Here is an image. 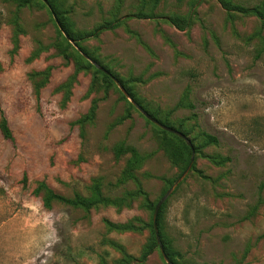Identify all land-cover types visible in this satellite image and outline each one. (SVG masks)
I'll list each match as a JSON object with an SVG mask.
<instances>
[{
  "label": "rangeland",
  "instance_id": "rangeland-1",
  "mask_svg": "<svg viewBox=\"0 0 264 264\" xmlns=\"http://www.w3.org/2000/svg\"><path fill=\"white\" fill-rule=\"evenodd\" d=\"M44 4L0 0V103L15 139L0 132V264H168L159 246L141 261L153 240L144 194L156 206L191 150L84 54L195 147L163 214L177 262L264 264V23L219 0H65L79 38L119 24L72 43ZM140 12L156 17L125 19ZM121 144L135 153L118 157ZM42 181L70 199L98 187L114 203L47 208Z\"/></svg>",
  "mask_w": 264,
  "mask_h": 264
},
{
  "label": "trees",
  "instance_id": "trees-1",
  "mask_svg": "<svg viewBox=\"0 0 264 264\" xmlns=\"http://www.w3.org/2000/svg\"><path fill=\"white\" fill-rule=\"evenodd\" d=\"M16 1H19L21 6H25V5H29L30 3H32L33 0H16ZM46 1L48 2V5H49L48 7L50 8L51 13L52 14L54 13L56 15V17L58 19V22H59V24H60V26L62 28V31L65 32L73 41H76V42L79 39H85L87 37H98L104 31L113 30V29L117 28L118 25H119L117 23L107 22V23L99 25L94 30H92L91 32H88L84 36L80 35V38H79V36L76 34L75 30H73V28H72V26L70 24V20H69L68 16L66 15V13L68 11H67V8H66L65 0H46ZM160 1L161 0H155V5H158ZM177 1L181 2L182 0H177ZM219 1H220L221 5L223 6V8L231 16H233L235 14L253 15V16L259 18L262 21V23H264V0L261 2L260 5H258L256 7H252V8H246V7H243V6H239V5L233 4L229 0H219ZM148 17L154 18V17H156V15L155 14H146L144 12H140L137 15H128V16L125 17V19L148 18ZM167 21H170L171 23H173L176 27H178L180 29L181 28L183 29L184 28V23H186V19H184V18L182 19V18H171V17H168ZM187 23H189V18L187 19ZM82 50L84 51V53L88 54L87 50H85L83 48H82ZM85 61L88 63V65L90 67H93L87 60H85ZM95 61L99 64V62L97 60H95ZM94 68H95L97 73H99V74H101L103 76V78L106 80V82L114 81L113 78H112V76H114V75L109 70H107L106 68L105 69L112 76H110V75L104 73L103 71L99 70L98 68H96V66ZM125 88H126L127 92L129 93L130 97L137 102V99L134 96V94L131 92V90L129 88H127V87H125ZM0 112H1L0 132H1L2 136L5 139L14 142L15 141L14 135H13V132L11 130L10 124L8 122V119H7L4 111L2 110L1 103H0ZM90 114L92 115V117L94 116V114H95V106H93L91 108ZM150 115L153 118H155L152 114H150ZM156 120H158V119H156ZM159 122H161V121H159ZM162 124H164V123H162ZM164 125H166L168 127H171V126H169L167 124H164ZM160 132H162L164 134H169V132H167L165 130H162V129L160 130ZM170 135H172V134H170ZM172 136L175 137V138H178L183 143L184 147L187 150H189V146L186 144V142L182 138L177 137L175 135H172ZM205 137H206V142L207 143H217L218 142L217 138L212 136V135H210V134H206ZM129 152H131L133 154V153H135V149L127 147L124 144H121V145H119L116 148V155L118 157H121V156H123V155H125V154H127ZM139 161H140V159L136 160V162H139ZM132 167H133V163H132ZM130 176L132 177V173L128 172V177H130ZM24 180H25V182L27 181V174L25 175ZM94 190H95V196L90 198V199L89 198L88 199L87 198H81L79 194H77L75 198L70 199V198H66L64 196H61V195L55 193L44 181L39 182L38 183V187L36 189L37 192H41V191L45 192L44 205L47 208H51L52 207V202L53 201H59V202H62V203H65V204H68V205H71V206H74V207H82V208H85L87 210H90V209H92V208H94V207H96L97 205H100V204H112V203H114L113 200H110L109 198H106L105 196H103V194L101 193V191H100V189L98 187H95ZM144 196H145L146 206L150 210L155 211V207L156 206L149 200V198L147 197L146 194H144ZM165 208H166V203H164V205L160 209V212H159V215H158V220H157L158 230H159V234H160V237L162 239V242H163V245H164V248H165V252H166L167 256L169 257L170 261L173 264H179L177 262V260L175 259V255H178V254H176L177 252H174L167 245V242H166L165 237H164V233H163V214H164ZM152 228H153V240L146 246V248H145V250L143 252L141 261H146L153 254L154 250L158 247L156 234H155V230H154V225L152 226Z\"/></svg>",
  "mask_w": 264,
  "mask_h": 264
},
{
  "label": "water",
  "instance_id": "water-1",
  "mask_svg": "<svg viewBox=\"0 0 264 264\" xmlns=\"http://www.w3.org/2000/svg\"><path fill=\"white\" fill-rule=\"evenodd\" d=\"M44 3L48 5V2L46 0H43ZM53 16L56 20V22L58 23L60 29L62 30L58 19L56 17V15L53 13ZM66 38L74 43V41L64 32ZM84 56L94 65L96 66V68H98L99 70L103 71L104 73L112 76L105 68H103L100 64H98L96 61L92 60L89 56L85 55ZM114 82L120 87V89L123 91V93L131 100L132 104L149 120L151 121L153 124H155L156 126L160 127L162 130H165L169 133H172L180 138H182L186 144L189 146V148L191 149V158H190V162L189 165L187 167V169L185 170V172L182 174V176L174 183V185L168 190V192L159 200V202L157 203L156 207H155V211H154V216H153V225H154V230H155V234H156V239H157V244L159 246V249L163 255V257L165 258L166 262L168 264H173L169 257L167 256L166 252H165V248L164 245L162 243L160 234H159V230H158V225H157V220H158V215L160 212V209L162 208V206L164 205V203L168 200V198L171 196V194L174 192V190L176 189V187L184 180V178L186 177V175L189 173V171L191 170L194 162H195V148L192 144V142L181 132L168 127L164 124H162L161 122H159L158 120H156L155 118H153L144 108H142L134 99H132L129 95V93L127 92V90L123 87V85L121 84V82L115 78L114 76H112Z\"/></svg>",
  "mask_w": 264,
  "mask_h": 264
}]
</instances>
